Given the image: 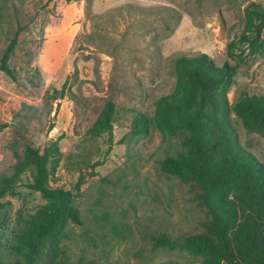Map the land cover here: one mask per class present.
<instances>
[{
    "label": "rangeland",
    "instance_id": "1",
    "mask_svg": "<svg viewBox=\"0 0 264 264\" xmlns=\"http://www.w3.org/2000/svg\"><path fill=\"white\" fill-rule=\"evenodd\" d=\"M252 2L264 7V0H0V65L15 42L14 79L0 71V122L7 124L0 180L13 178L27 145L43 151L60 138L52 186L76 193L85 181L76 199L82 224L71 225L63 243L72 262L204 263L179 245L153 242L165 233L177 244L204 233L212 214L202 190L161 169L168 155L184 151L180 140L157 129L132 136L128 110L154 114V99L174 90L180 54L237 66L231 104L264 94V51L241 45L236 58L227 54ZM108 102L116 107L111 150L109 131L91 132ZM232 118L241 144L264 162V139ZM41 203L36 194L0 198V264L22 261L11 251L18 216Z\"/></svg>",
    "mask_w": 264,
    "mask_h": 264
},
{
    "label": "trees",
    "instance_id": "2",
    "mask_svg": "<svg viewBox=\"0 0 264 264\" xmlns=\"http://www.w3.org/2000/svg\"><path fill=\"white\" fill-rule=\"evenodd\" d=\"M241 45L251 53L264 51V7L257 2L250 4L242 37L228 44V56L236 58ZM14 47L12 42L0 65V71L13 79L8 61ZM174 72V90L154 99L152 116L141 109L128 110L133 116L130 133L146 137L157 129L164 138L180 140L184 151L168 155L161 169L202 190L212 220L204 233L179 244L167 233L154 236L153 242L170 250L179 245L203 257V264H264V162L241 144L232 118L234 113L248 132L264 139V94L243 95L231 104L237 66H220L206 53L180 54ZM115 114V105L108 102L91 128L97 135L109 131V150ZM6 127L0 122V130ZM61 157L60 138L43 151L27 145L13 178L0 180V198L6 193L36 194L42 201L18 216L11 251L22 261L16 264H95L72 262L63 244L73 233L71 225L82 224L76 199L85 181L80 177L76 193L52 186Z\"/></svg>",
    "mask_w": 264,
    "mask_h": 264
},
{
    "label": "water",
    "instance_id": "3",
    "mask_svg": "<svg viewBox=\"0 0 264 264\" xmlns=\"http://www.w3.org/2000/svg\"><path fill=\"white\" fill-rule=\"evenodd\" d=\"M67 190V189H66Z\"/></svg>",
    "mask_w": 264,
    "mask_h": 264
}]
</instances>
